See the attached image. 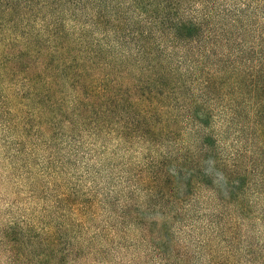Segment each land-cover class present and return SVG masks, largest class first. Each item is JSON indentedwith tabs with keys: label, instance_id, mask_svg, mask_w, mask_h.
Returning <instances> with one entry per match:
<instances>
[{
	"label": "rangeland",
	"instance_id": "1",
	"mask_svg": "<svg viewBox=\"0 0 264 264\" xmlns=\"http://www.w3.org/2000/svg\"><path fill=\"white\" fill-rule=\"evenodd\" d=\"M81 1L80 19L104 6L115 12L120 0ZM174 1L181 21L197 19L201 37L207 33L205 53L231 54L238 41L254 46L264 39V0ZM237 12L240 18H228ZM136 13L127 12V20ZM88 21L99 31L82 19ZM140 29L150 25L133 24ZM163 41L170 68L201 80L220 71V64L200 65L192 46L185 51ZM123 44L130 42L124 37ZM10 94L0 93V264H264V170L252 174L238 198L220 187L218 174L210 179L200 170L212 171L207 163L214 161L237 178L259 161V139L251 143L246 120L227 125L220 100L208 128L214 154L203 164L205 153L194 143L203 129L186 130L171 97H165L163 129L148 125L121 135L124 124L112 123L111 114L100 123L76 116V127L74 118L41 125L34 110L3 103ZM174 105L180 112L166 113ZM173 119L182 132H167Z\"/></svg>",
	"mask_w": 264,
	"mask_h": 264
},
{
	"label": "trees",
	"instance_id": "2",
	"mask_svg": "<svg viewBox=\"0 0 264 264\" xmlns=\"http://www.w3.org/2000/svg\"><path fill=\"white\" fill-rule=\"evenodd\" d=\"M116 3L115 12L104 6L94 16L83 15L80 19L75 14L83 6L81 0H0V93H12L3 103L34 110L41 125L74 118L76 127V116L86 119L91 115V123H100L111 114L115 116L112 123L116 119L124 124L119 131L125 135L124 130L137 133L148 125L163 129L165 97H171L181 112L174 105L166 113L177 109L186 130L192 127L197 133L203 129L194 143L205 153L202 161L206 164L208 153L214 154L216 145L208 130L216 117L212 105L220 100L223 110L219 117L227 125H241L246 120L251 143L255 136L259 139V161L237 178L214 161L207 163L212 171H207L208 166L200 170L210 179L218 174L222 179L220 187L232 198L240 197L250 185L252 174L258 168L264 170V39L261 37V43L254 46L238 41L231 54L205 53L202 38L207 33L201 37L202 25L197 19L188 24L181 21L174 0ZM134 10L135 21L127 20V12ZM241 14H228V18L235 16L232 20H236ZM83 18L101 30L93 32L89 21L83 24ZM134 23H147L150 29L135 31ZM124 37L129 47L123 44ZM164 39L174 49L183 47L186 51L192 46L200 65L220 64V71L213 76L215 71L211 70L209 77L201 80L202 75L191 70L183 73L180 67L170 68L165 56L169 49L161 43ZM182 61L180 57L178 66ZM66 93L73 94L67 97ZM171 123L174 126L167 132H182L175 119Z\"/></svg>",
	"mask_w": 264,
	"mask_h": 264
}]
</instances>
